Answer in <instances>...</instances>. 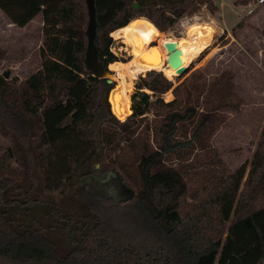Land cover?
<instances>
[{
  "label": "trees",
  "instance_id": "trees-1",
  "mask_svg": "<svg viewBox=\"0 0 264 264\" xmlns=\"http://www.w3.org/2000/svg\"><path fill=\"white\" fill-rule=\"evenodd\" d=\"M204 6L217 10L213 0H95L99 60H118L110 34L132 19L172 37L163 31ZM0 9L18 27L44 18L41 68L23 81L0 74V127L12 139L0 157V264H260L264 127L249 168L229 170L212 145L224 110L240 106L230 72L207 81L197 71L174 86L151 70L120 120L113 84L85 64L87 0H0ZM214 27L180 41L195 59ZM96 162L113 169L104 181L89 180ZM130 167L136 189L124 179ZM119 183L130 193L108 194Z\"/></svg>",
  "mask_w": 264,
  "mask_h": 264
},
{
  "label": "rangeland",
  "instance_id": "rangeland-1",
  "mask_svg": "<svg viewBox=\"0 0 264 264\" xmlns=\"http://www.w3.org/2000/svg\"><path fill=\"white\" fill-rule=\"evenodd\" d=\"M213 1L217 7L214 14H211L209 9L204 6L197 14L181 18L173 28L163 31L179 41L188 59V70L184 74L175 78L166 76L176 86L197 71H201L207 81L214 80L224 72L232 74L233 91L236 94L234 99L239 102L240 106L238 108L227 107L224 110L225 122L221 124L213 137L212 145L229 170H235L244 162H248L249 168L264 127V19L261 23L255 22V17H260L264 12V5L260 6L254 14L246 16V5L255 0ZM211 22L215 25L213 43L203 53H199L195 59L194 52L185 48L180 41L190 38L194 29H197L200 24L207 25ZM40 29L39 21L20 29L0 9V74L4 75L5 72L10 71L9 79L16 76L20 81H23L41 68L40 47L43 45V28ZM153 33L154 41L149 44V47L152 43L159 45L158 40L161 37L155 29ZM110 36L113 38L111 50L116 55L117 62H130L132 58L127 52L129 46H127L126 40H117L112 34ZM147 63L141 62L142 65H147ZM156 69L165 73L161 67ZM114 75L116 77V72ZM142 76L145 77L146 74L128 77L132 83L131 89H133L128 91L130 108H128V113L127 111L123 112L119 117L120 120L125 119L132 112L134 94L139 92ZM113 87H115L114 90L119 88L122 91L120 102L123 110L126 109L123 90L120 87V78L119 81L117 78ZM113 91L110 99L114 103L113 106L120 110L118 115L121 108L112 99ZM164 98L166 101L174 98L173 88L164 93ZM149 117H153L152 113L149 114ZM11 144L10 135L2 131L0 127V157ZM198 154L200 159L206 156L204 151H199ZM107 167L106 163H94V172L89 180L94 175H101L99 179L106 180L110 171H113ZM128 173L132 175V179L124 177V173L123 177L132 188L136 189L137 172L133 167H130ZM107 192L118 198L125 197L130 193L120 183L108 188ZM257 205L264 204L260 202Z\"/></svg>",
  "mask_w": 264,
  "mask_h": 264
},
{
  "label": "bare ground",
  "instance_id": "bare-ground-1",
  "mask_svg": "<svg viewBox=\"0 0 264 264\" xmlns=\"http://www.w3.org/2000/svg\"><path fill=\"white\" fill-rule=\"evenodd\" d=\"M154 27L150 23V21L146 18H135L132 19L127 26L121 27L112 32V36L117 39H125L127 42V52L132 58L130 62L123 63V62H113L110 64V69L113 72H116V77L120 78V87L123 90V99L125 101L126 109L122 108V104L120 102V98H122V91L117 88L114 90L112 99L114 102L118 103L121 112L117 115L118 108L114 107L112 103V107L114 113L119 118L124 111L129 112L130 106L128 104V91L132 88V83L129 81V76H137L138 74L145 75L148 69H156V68H163L166 75L169 78H175L181 76L180 73L177 72L176 68L167 64L168 58V51L164 47V43L166 41H175L177 43V47L183 51L182 46L180 45L179 41L173 37H161L158 42L159 45H155L152 43L149 47V44L154 41ZM183 66L188 68L187 62L188 59L186 58L184 52L182 54ZM141 62H148L147 65H142ZM115 79L117 80V78ZM117 85V84H116ZM111 91V92H112ZM111 95V94H110ZM111 100V99H110ZM133 112V111H132ZM132 112L129 114L131 115Z\"/></svg>",
  "mask_w": 264,
  "mask_h": 264
},
{
  "label": "water",
  "instance_id": "water-1",
  "mask_svg": "<svg viewBox=\"0 0 264 264\" xmlns=\"http://www.w3.org/2000/svg\"><path fill=\"white\" fill-rule=\"evenodd\" d=\"M87 6H88V13H89V20H88V26H87V30H86L87 37H88V45H87V50H86L85 64H86L87 68L93 72V75L95 77L106 78L109 83L115 84V82L117 80L115 79V75H114L113 70H111L109 66L106 67L99 60L98 47H97V44L95 42V38L97 35V27H98L95 0H87ZM132 7L138 8L139 4L137 2H135L132 4ZM164 47L168 51L167 64L172 66L173 68H176L177 72L180 73L181 75L184 74L188 70V68H185L183 66V60H182L183 51L177 47V43L175 41H166L164 43ZM151 70H156V69H150L146 72V74ZM4 76L9 77L10 71L5 72ZM113 88L110 90V92L108 94V101L110 104L111 112L113 113V115L116 118H118L117 115L113 111L112 102L110 100V94H111V91L113 90ZM131 97H132V95H131ZM132 111H133L132 112V114H133L134 110L132 109ZM118 119H120V118H118Z\"/></svg>",
  "mask_w": 264,
  "mask_h": 264
},
{
  "label": "crops",
  "instance_id": "crops-1",
  "mask_svg": "<svg viewBox=\"0 0 264 264\" xmlns=\"http://www.w3.org/2000/svg\"><path fill=\"white\" fill-rule=\"evenodd\" d=\"M222 4H224L223 3V1H222ZM219 5V4H218ZM264 5V4H263ZM262 5V6H263ZM263 9H264V6H263ZM7 17V16H6ZM8 18V17H7ZM9 19V18H8ZM255 22H262V20L264 19V12H262V15L260 16V17H255ZM258 19V20H257ZM10 20V19H9ZM11 21V20H10ZM35 21H39V24H40V30H42V28H43V25H44V18H43V14L42 13H39L34 19H32L26 26H24V27H20V29H23V28H26L27 26H29V25H31L32 23H34ZM14 24V23H13ZM15 25V24H14ZM17 26V25H16ZM18 27V26H17ZM227 29H229V28H227Z\"/></svg>",
  "mask_w": 264,
  "mask_h": 264
},
{
  "label": "built area",
  "instance_id": "built-area-1",
  "mask_svg": "<svg viewBox=\"0 0 264 264\" xmlns=\"http://www.w3.org/2000/svg\"><path fill=\"white\" fill-rule=\"evenodd\" d=\"M264 4V0H255V1H252L251 3H249L247 6V9L245 11V15L246 16H249V15H252L255 13V11ZM241 14V13H240ZM242 15V14H241ZM240 15V16H241ZM260 264H264V257L263 259L261 260Z\"/></svg>",
  "mask_w": 264,
  "mask_h": 264
}]
</instances>
